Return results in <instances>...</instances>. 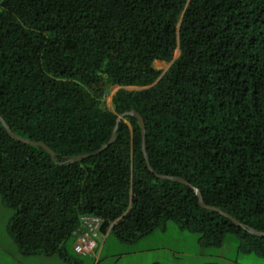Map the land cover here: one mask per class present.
Returning a JSON list of instances; mask_svg holds the SVG:
<instances>
[{
	"label": "trees",
	"instance_id": "trees-1",
	"mask_svg": "<svg viewBox=\"0 0 264 264\" xmlns=\"http://www.w3.org/2000/svg\"><path fill=\"white\" fill-rule=\"evenodd\" d=\"M129 109L155 172L264 231V0H0V116L54 152L0 121V196L21 252L72 260L92 214L123 242L173 221L204 245L233 235L264 257V236L148 169L133 116L100 153L61 163L99 148Z\"/></svg>",
	"mask_w": 264,
	"mask_h": 264
},
{
	"label": "rangeland",
	"instance_id": "rangeland-1",
	"mask_svg": "<svg viewBox=\"0 0 264 264\" xmlns=\"http://www.w3.org/2000/svg\"><path fill=\"white\" fill-rule=\"evenodd\" d=\"M155 66L164 70L167 63L156 60ZM115 89L104 98L109 108H112L111 96ZM12 214L13 210L2 203L0 196V264H264V257L239 251L233 235H226L220 245H204L197 233L181 229L173 221H167L132 243L120 241L112 232L106 233L100 237L104 243L100 258L78 256L70 248V241L67 253L72 260L62 261L58 254H24L8 231ZM135 250L139 252L106 258L108 253Z\"/></svg>",
	"mask_w": 264,
	"mask_h": 264
},
{
	"label": "water",
	"instance_id": "water-1",
	"mask_svg": "<svg viewBox=\"0 0 264 264\" xmlns=\"http://www.w3.org/2000/svg\"><path fill=\"white\" fill-rule=\"evenodd\" d=\"M180 54V51L179 49L177 48L175 50V53H174V56L172 58V60L167 63V66L166 68L162 71L164 72L168 67L169 65L172 63V61L178 57V55ZM153 85V84H151ZM149 85V86H151ZM147 86V87H149ZM119 88V86L116 87L115 90H117ZM127 89H141V88H144V87H139V86H134V87H131V86H128V87H125ZM112 110V108H110ZM126 116H133L137 119L138 121V124H139V127H140V132H141V138H142V152H143V155L145 157V160H146V164H147V167L150 171H152L158 178L160 179H165V180H171V181H177V182H180V183H183L187 186H189L190 188L193 189L194 193L197 195L198 197V201H199V204L204 207V208H207V209H211V210H215V211H218L220 214L224 215L225 217H227L228 219H230L234 224H236L237 226L239 227H242L244 230H246L247 232L251 233V234H254V235H258V236H264V231L262 230H257V229H254L252 227H249L247 225H245L244 223H242L241 221L237 220L236 218H234L233 216H231L229 213L219 209L218 207L216 206H212V205H207L203 202V199H202V196H201V193L199 191V189L195 186H193L192 184H190L187 180H185L184 178L180 177V176H176V175H167V174H161V173H157L153 170V168L151 167V165L149 164V161H148V157H147V154H146V150H145V143H144V140H145V125H144V121H143V118L141 117V115L139 114V112L135 109H129V110H125L123 112H120L117 114L116 116V120H115V125L112 129V132H111V135L109 137V139L104 142L99 148H97L95 151H92V152H88V153H84V154H79V155H74V156H71L70 158L68 159H65L63 160L61 163H67V162H76V161H79V160H82L83 158H86L88 156H91V155H95V154H98L100 153L101 151H103L110 143L113 142L114 138H115V134H116V130H117V126L119 124V122L121 120H123ZM0 121L2 123V125L4 126L6 132L8 133V135L20 142H23V143H26V144H30V145H34V146H39V147H42L43 149H45L51 156L52 158L54 157V152L52 151V149L47 146L44 142L42 141H36V140H32V139H29V138H24V137H21L17 134H15L11 129L10 127L7 125V123L5 122V120L0 116Z\"/></svg>",
	"mask_w": 264,
	"mask_h": 264
},
{
	"label": "built area",
	"instance_id": "built-area-1",
	"mask_svg": "<svg viewBox=\"0 0 264 264\" xmlns=\"http://www.w3.org/2000/svg\"><path fill=\"white\" fill-rule=\"evenodd\" d=\"M102 218L97 215L85 214L80 217V227L74 234L72 250L78 255H94L98 248L100 225Z\"/></svg>",
	"mask_w": 264,
	"mask_h": 264
},
{
	"label": "crops",
	"instance_id": "crops-1",
	"mask_svg": "<svg viewBox=\"0 0 264 264\" xmlns=\"http://www.w3.org/2000/svg\"><path fill=\"white\" fill-rule=\"evenodd\" d=\"M102 236L103 235H100V237H102ZM100 237L98 239V248L96 249L94 255H92V254H90V255H84V257H93V256H95L96 258H100L101 253L103 252L102 250L104 248V243L103 242H100V239H101ZM71 249H72V246H71ZM137 252H139V250H135V251H131V252H126V253L122 252V253H119V254L108 253L109 255H107L106 258H108V257H114V256L122 257V256H124L126 254H137ZM80 256H83V255H80ZM59 258H60V260L65 261L60 256H59Z\"/></svg>",
	"mask_w": 264,
	"mask_h": 264
}]
</instances>
